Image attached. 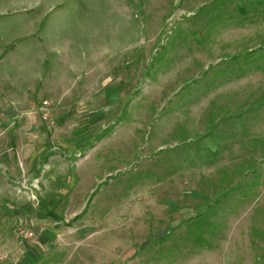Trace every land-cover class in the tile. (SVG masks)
<instances>
[{
	"label": "rangeland",
	"instance_id": "1",
	"mask_svg": "<svg viewBox=\"0 0 264 264\" xmlns=\"http://www.w3.org/2000/svg\"><path fill=\"white\" fill-rule=\"evenodd\" d=\"M0 264H264V0H0Z\"/></svg>",
	"mask_w": 264,
	"mask_h": 264
},
{
	"label": "trees",
	"instance_id": "2",
	"mask_svg": "<svg viewBox=\"0 0 264 264\" xmlns=\"http://www.w3.org/2000/svg\"><path fill=\"white\" fill-rule=\"evenodd\" d=\"M96 192H97V190L91 195V197L89 198V201H88V204H87V206L85 207V210H84V213H85V211L87 210V208H88V205H89V203H90V201H91V199L93 198V196L96 194ZM75 219H77V218H75Z\"/></svg>",
	"mask_w": 264,
	"mask_h": 264
}]
</instances>
